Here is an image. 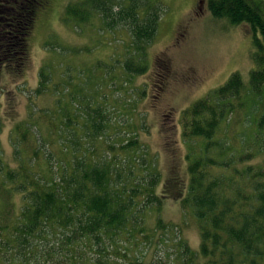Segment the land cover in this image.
I'll return each mask as SVG.
<instances>
[{
    "label": "trees",
    "instance_id": "obj_1",
    "mask_svg": "<svg viewBox=\"0 0 264 264\" xmlns=\"http://www.w3.org/2000/svg\"><path fill=\"white\" fill-rule=\"evenodd\" d=\"M49 3L35 0L32 9L8 15L17 38H6L1 48L16 51L18 71L38 15ZM207 9L215 19L247 27L254 67L247 83L234 72L181 111L187 179L166 180L159 194L161 172L137 136L108 142L114 126L102 103L70 93V112L61 108L59 95L56 114L38 118L31 105L9 134L13 165L0 150V262L159 264L157 254L171 233L169 264H264V163L255 161L264 155V0H208ZM163 12L160 0H77L63 18L80 27L96 15L109 29H126L130 43L123 69L140 75L148 69L147 49ZM48 69L39 71L35 96L46 90ZM243 123L251 129L249 141L243 134L238 144L235 127ZM166 187L192 215L198 251L160 216L147 225L151 210L160 213L169 199Z\"/></svg>",
    "mask_w": 264,
    "mask_h": 264
},
{
    "label": "rangeland",
    "instance_id": "obj_2",
    "mask_svg": "<svg viewBox=\"0 0 264 264\" xmlns=\"http://www.w3.org/2000/svg\"><path fill=\"white\" fill-rule=\"evenodd\" d=\"M72 1L77 0H50L30 33L23 69L12 78L13 84L9 76L2 81L3 159L14 164L9 134L15 124L27 118L31 105L34 118L51 116L56 114L59 95L61 108L70 112L75 109L69 104L70 93L81 101V95H85L105 106L114 126L108 130V142L132 134L137 136L142 152L148 151L147 158L154 159L161 172L157 192L162 194L166 180L169 184L176 177L187 179L188 145L181 136V111L223 85L234 72L248 82L254 67L251 34L244 25L233 26L224 19L213 18L207 9L208 0H202L201 5L200 0H160L164 12L156 38L147 49L148 69L140 75L129 74L123 69L129 52L128 31L109 29L96 15L87 24L74 27L63 18ZM45 65L50 81L45 92L35 96L39 71ZM54 89L58 91L53 92ZM247 125L235 127L238 144L244 139L243 134L249 141L251 129ZM255 161L264 163V155ZM166 189L169 199L163 201L160 213L156 207L151 210L147 225L154 226L160 216L164 222L176 225L181 237L198 251L200 238L192 215L180 208L179 199H174L175 190ZM166 239L169 243L163 244L157 254L163 261L159 264L170 262L166 254L173 235L169 233Z\"/></svg>",
    "mask_w": 264,
    "mask_h": 264
},
{
    "label": "flooded vegetation",
    "instance_id": "obj_3",
    "mask_svg": "<svg viewBox=\"0 0 264 264\" xmlns=\"http://www.w3.org/2000/svg\"><path fill=\"white\" fill-rule=\"evenodd\" d=\"M35 0H0V87L2 81L6 76L10 77V84H13V79L16 78L18 73V59L17 53L3 50L1 48L2 41L6 38L14 39L17 35L13 34L14 22L11 15L15 10H29L34 6ZM202 0L199 1L201 5ZM45 8H43L44 10ZM42 11H40L41 14ZM39 16V15H38ZM30 36V35H29ZM29 39V37H28Z\"/></svg>",
    "mask_w": 264,
    "mask_h": 264
}]
</instances>
